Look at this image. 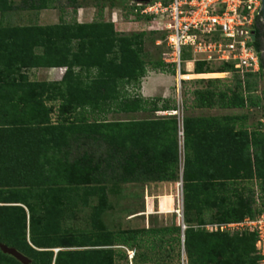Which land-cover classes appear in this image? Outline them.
<instances>
[{
	"label": "trees",
	"instance_id": "obj_1",
	"mask_svg": "<svg viewBox=\"0 0 264 264\" xmlns=\"http://www.w3.org/2000/svg\"><path fill=\"white\" fill-rule=\"evenodd\" d=\"M128 1L115 0V6L131 14ZM161 1L167 5L170 0ZM21 4L25 11L47 8V0ZM17 9L13 0H0L1 18ZM160 35L158 40H164L166 34ZM145 37L144 32L122 35L114 23L103 21L0 25V243L28 257L30 264H114L113 246L131 248L145 234L181 233L176 228L87 236L62 228L72 217L66 206L75 208L82 190L104 193L108 179L124 184L180 180L176 116L107 119L110 113L177 110L171 101L159 107L161 99H131L123 91L126 85L139 86L148 68L175 74L161 60L162 47L160 59L145 61ZM261 66L260 77L233 75L232 85L222 79L196 81L204 86L192 92V107L259 108L254 92L259 78L264 81L262 61ZM40 68L66 70L60 82L31 80L28 71ZM92 71L94 77L86 82L82 75ZM232 71L229 64L211 68L202 62L194 69L196 75ZM182 125L188 264H258L254 234L230 236L202 227L261 212L251 208L240 183H264L262 133L250 131L244 115L184 117ZM87 145L104 152L98 157L79 153ZM53 248L61 250L54 254ZM0 264L21 263L0 251Z\"/></svg>",
	"mask_w": 264,
	"mask_h": 264
},
{
	"label": "rangeland",
	"instance_id": "obj_2",
	"mask_svg": "<svg viewBox=\"0 0 264 264\" xmlns=\"http://www.w3.org/2000/svg\"><path fill=\"white\" fill-rule=\"evenodd\" d=\"M18 9L6 18L0 17V25H54L60 20L67 23H90L92 21H103L114 23L112 16L117 15V23H114L118 33L122 35H131L133 33H146L144 50L147 56L145 61L149 59H160V48L155 42L160 39V32L151 30L150 22L146 18H135L128 12L118 8L115 0H47V8L40 11L20 10L21 0H13ZM262 48H264V26L261 27ZM185 51V49H184ZM190 59V55H183V68L185 62ZM171 68V67H170ZM188 71L192 68L188 66ZM30 79H36V72L29 71ZM151 74H162L170 77L173 84L169 89L173 98H168L171 105L178 109L176 114L178 120V145H179V170L180 180L169 186L161 185L155 182L140 183H120L108 179L105 183L104 193H91L82 190L78 199V203L73 207L66 206L69 209L68 216L64 219L62 228L74 233H81L87 236L96 235L100 231H106L111 234H118L128 231H162L174 230L180 228L184 224V199L183 186L181 184V176L184 166V137L183 135V118L184 117H223L230 115H244L247 119V125L250 131L256 129L262 133L258 136L264 148V81L259 78L257 81L256 91L254 95L259 97L261 106L248 110H228V109H195L192 107V92L196 88L203 87L198 84V80L222 79L226 84H233L232 76H221L220 73L212 75H203L202 77L193 75L186 79H191L186 83L178 86V76L172 73H160L148 68L146 77ZM95 71L90 74H83L86 82L94 77ZM43 78V77H42ZM144 78L140 80L137 87L134 85H126L124 92L131 99L141 97L138 90ZM142 98V97H141ZM145 99V98H143ZM158 99V98H153ZM153 99H146L151 101ZM163 100L159 103L162 105ZM165 101V100H164ZM58 105V104H56ZM148 107V106H146ZM159 118L152 112L138 113H110L107 114L108 121H141ZM53 119L57 120V113H54ZM92 152L98 157L104 152L101 146L87 145L80 149L82 151ZM243 195L251 200V208L256 211L264 210V183L257 181L241 182ZM104 199V200H103ZM103 201L105 203L103 204ZM180 208V209H179ZM181 211V220L176 212ZM185 225V224H184ZM195 229L199 227L192 224ZM186 226V225H185ZM180 239V240H179ZM120 247L124 245H116L111 249L116 251L114 264H130L128 256ZM110 248V247H109ZM128 248V247H127ZM83 248H69L68 250H80ZM86 249V248H85ZM133 252V264H188L184 243L181 241V233L166 234H145L139 237L136 243L130 248ZM54 254L60 248L50 249ZM122 252L121 256L118 252Z\"/></svg>",
	"mask_w": 264,
	"mask_h": 264
},
{
	"label": "built area",
	"instance_id": "obj_3",
	"mask_svg": "<svg viewBox=\"0 0 264 264\" xmlns=\"http://www.w3.org/2000/svg\"><path fill=\"white\" fill-rule=\"evenodd\" d=\"M127 7L135 18H151L150 23L154 26L151 30L166 34L164 40H157L155 45L163 48L161 60L175 71L179 87L191 80L186 79V76L196 75L194 69L198 62L211 68L229 64L233 71L220 74L232 77L246 74L260 77L263 72L261 54L264 48L258 51L255 47L261 27L264 26L262 0H170L167 5L161 0H153L148 4L129 0ZM112 20L117 23L116 13ZM184 54L190 55V59L183 68ZM190 65L191 72L187 70ZM203 75L209 74L197 76ZM157 113L160 116H176L178 109ZM202 229L230 236L254 234L256 254L260 257L258 264H264V210L254 217L213 223ZM120 248L127 254L130 264H133V252L127 247Z\"/></svg>",
	"mask_w": 264,
	"mask_h": 264
},
{
	"label": "crops",
	"instance_id": "obj_4",
	"mask_svg": "<svg viewBox=\"0 0 264 264\" xmlns=\"http://www.w3.org/2000/svg\"><path fill=\"white\" fill-rule=\"evenodd\" d=\"M191 66L192 65H190V67ZM65 70H66L65 68H51V69L40 68V69H32L29 71L36 72L38 76L36 79H32L33 81L60 82L64 76ZM191 76L193 75H189L187 77H191ZM172 84L173 81L170 77H166L162 74H151L149 77L144 78L138 90V93L142 98L145 99L158 98L162 100H168V98H173V95L171 94V91L169 89L170 85ZM157 112H165V111H157ZM157 112H155L157 116L164 117V116H160ZM159 184L169 186L173 183L162 182Z\"/></svg>",
	"mask_w": 264,
	"mask_h": 264
},
{
	"label": "water",
	"instance_id": "obj_5",
	"mask_svg": "<svg viewBox=\"0 0 264 264\" xmlns=\"http://www.w3.org/2000/svg\"><path fill=\"white\" fill-rule=\"evenodd\" d=\"M137 3L140 4H148L153 0H134ZM262 18L264 21V0H262ZM261 61L264 63V53L261 54ZM181 184H182V176H181ZM186 229V226L183 224L181 227V241L184 243V230ZM0 251L6 255H9L13 257L15 260L20 262L21 264H30L31 260L26 257L25 255L21 254L19 251H17L14 248L8 247L2 243H0Z\"/></svg>",
	"mask_w": 264,
	"mask_h": 264
},
{
	"label": "bare ground",
	"instance_id": "obj_6",
	"mask_svg": "<svg viewBox=\"0 0 264 264\" xmlns=\"http://www.w3.org/2000/svg\"><path fill=\"white\" fill-rule=\"evenodd\" d=\"M209 75H212V74H209ZM221 76H226L225 74H220ZM187 77V76H186ZM180 209V208H179ZM176 214H178V216H179V220H180V223H182V220H181V211L180 210H178L177 212H176ZM182 227V226H181ZM185 231V230H184Z\"/></svg>",
	"mask_w": 264,
	"mask_h": 264
},
{
	"label": "flooded vegetation",
	"instance_id": "obj_7",
	"mask_svg": "<svg viewBox=\"0 0 264 264\" xmlns=\"http://www.w3.org/2000/svg\"><path fill=\"white\" fill-rule=\"evenodd\" d=\"M258 42H260L261 46H262V40H261V36L257 39Z\"/></svg>",
	"mask_w": 264,
	"mask_h": 264
}]
</instances>
